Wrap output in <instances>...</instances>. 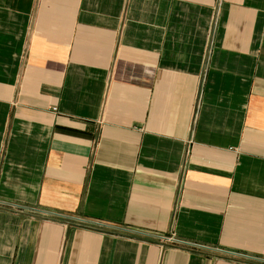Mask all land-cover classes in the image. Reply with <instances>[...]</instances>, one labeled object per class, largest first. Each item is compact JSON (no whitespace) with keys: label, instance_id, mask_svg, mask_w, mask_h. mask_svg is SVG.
<instances>
[{"label":"crops","instance_id":"1","mask_svg":"<svg viewBox=\"0 0 264 264\" xmlns=\"http://www.w3.org/2000/svg\"><path fill=\"white\" fill-rule=\"evenodd\" d=\"M0 264H264V0H0Z\"/></svg>","mask_w":264,"mask_h":264},{"label":"built area","instance_id":"2","mask_svg":"<svg viewBox=\"0 0 264 264\" xmlns=\"http://www.w3.org/2000/svg\"><path fill=\"white\" fill-rule=\"evenodd\" d=\"M168 241H169V240H168ZM170 243H174V241L171 240Z\"/></svg>","mask_w":264,"mask_h":264}]
</instances>
